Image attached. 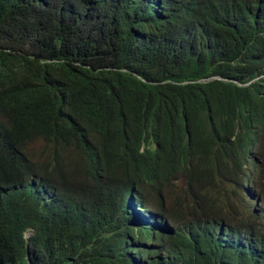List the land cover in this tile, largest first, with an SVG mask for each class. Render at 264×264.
<instances>
[{"label": "trees", "instance_id": "16d2710c", "mask_svg": "<svg viewBox=\"0 0 264 264\" xmlns=\"http://www.w3.org/2000/svg\"><path fill=\"white\" fill-rule=\"evenodd\" d=\"M0 264H264V0H0Z\"/></svg>", "mask_w": 264, "mask_h": 264}, {"label": "clouds", "instance_id": "9594fccd", "mask_svg": "<svg viewBox=\"0 0 264 264\" xmlns=\"http://www.w3.org/2000/svg\"><path fill=\"white\" fill-rule=\"evenodd\" d=\"M248 194L251 197H254L251 195V193H257L256 189L253 186H247ZM129 202L132 204V213H130V217H132V220H139L142 221L144 224L152 225L156 232H159L161 236L163 237V245L161 248H159L161 255H169V251L165 248V245L170 242L169 236L172 235V233L175 232V230L178 229V224L176 222H171L166 220L162 215L156 213L151 209L150 207L147 208H139L134 203L132 197ZM258 206L260 209V203L258 200H255L252 202V206ZM261 210V209H260ZM216 237H222L225 241L226 240H232L236 241L240 236H243L242 233H239L237 230L232 229L227 222L223 221L220 223L219 226L216 228ZM153 246L156 244L151 242ZM168 260L171 261H178V258H176L175 255L167 256Z\"/></svg>", "mask_w": 264, "mask_h": 264}, {"label": "rangeland", "instance_id": "374dc122", "mask_svg": "<svg viewBox=\"0 0 264 264\" xmlns=\"http://www.w3.org/2000/svg\"><path fill=\"white\" fill-rule=\"evenodd\" d=\"M182 181H183V180H182V179H180V184L182 183ZM27 235H28V234H27Z\"/></svg>", "mask_w": 264, "mask_h": 264}]
</instances>
